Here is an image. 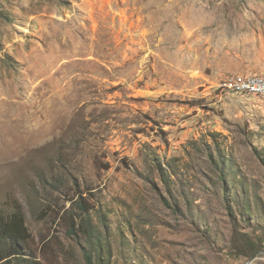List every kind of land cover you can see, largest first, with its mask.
<instances>
[{"label": "rangeland", "instance_id": "374dc122", "mask_svg": "<svg viewBox=\"0 0 264 264\" xmlns=\"http://www.w3.org/2000/svg\"><path fill=\"white\" fill-rule=\"evenodd\" d=\"M247 75L264 0H0V264L264 252V96L220 84Z\"/></svg>", "mask_w": 264, "mask_h": 264}, {"label": "built area", "instance_id": "2783aa9c", "mask_svg": "<svg viewBox=\"0 0 264 264\" xmlns=\"http://www.w3.org/2000/svg\"><path fill=\"white\" fill-rule=\"evenodd\" d=\"M220 84L227 90L264 96V76L262 75L230 76L224 78Z\"/></svg>", "mask_w": 264, "mask_h": 264}, {"label": "trees", "instance_id": "16d2710c", "mask_svg": "<svg viewBox=\"0 0 264 264\" xmlns=\"http://www.w3.org/2000/svg\"><path fill=\"white\" fill-rule=\"evenodd\" d=\"M80 197H82L80 195ZM78 208L86 212L85 208L82 206L81 201L77 202ZM23 219L22 216L19 214V212L15 211V214L7 221L4 223V226L0 228V241L5 237V233L12 235V237H16L17 239H25V234H26V228L23 225ZM90 225L89 222L87 221L85 224V228L89 229ZM74 232V229H72ZM18 250H14L12 248L11 252H9L7 255H4L2 257H12L15 255V253H20V252H15ZM87 256V255H86ZM88 257V256H87Z\"/></svg>", "mask_w": 264, "mask_h": 264}, {"label": "water", "instance_id": "95a60500", "mask_svg": "<svg viewBox=\"0 0 264 264\" xmlns=\"http://www.w3.org/2000/svg\"><path fill=\"white\" fill-rule=\"evenodd\" d=\"M259 253L264 254V252H262V251H257L253 256H251V258H250L245 264H251L252 261H253L254 258H255V255H256V254H259Z\"/></svg>", "mask_w": 264, "mask_h": 264}]
</instances>
